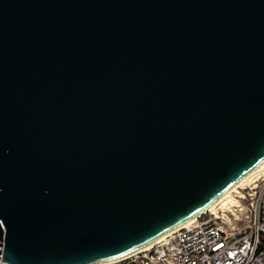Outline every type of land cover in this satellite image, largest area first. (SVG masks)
Masks as SVG:
<instances>
[{
  "label": "water",
  "instance_id": "95a60500",
  "mask_svg": "<svg viewBox=\"0 0 264 264\" xmlns=\"http://www.w3.org/2000/svg\"><path fill=\"white\" fill-rule=\"evenodd\" d=\"M264 159V0H0V261L118 258Z\"/></svg>",
  "mask_w": 264,
  "mask_h": 264
},
{
  "label": "built area",
  "instance_id": "2783aa9c",
  "mask_svg": "<svg viewBox=\"0 0 264 264\" xmlns=\"http://www.w3.org/2000/svg\"><path fill=\"white\" fill-rule=\"evenodd\" d=\"M248 188L242 202L224 200L149 246L102 264H264V173Z\"/></svg>",
  "mask_w": 264,
  "mask_h": 264
},
{
  "label": "bare ground",
  "instance_id": "6f19581e",
  "mask_svg": "<svg viewBox=\"0 0 264 264\" xmlns=\"http://www.w3.org/2000/svg\"><path fill=\"white\" fill-rule=\"evenodd\" d=\"M264 173V159L258 164L256 165L253 169H251L246 175H244L242 178H240L236 183H234L229 189H227L222 195H220L215 201H213L205 210H209V209H212L216 204L224 201V200H228L230 199L231 200V193L236 191L238 187L240 186H243L246 182H250L252 183V181H254L260 174ZM238 191V190H237ZM236 191V192H237ZM240 194V193H239ZM238 195V194H237ZM232 202H236V201H233L231 200ZM195 218V216L185 220L184 222H182L179 226H183V225H186L188 224L189 222H191L193 219ZM163 234H161L160 236H158L157 238H155L154 240L136 248V249H133L131 251H129L128 253H126V255L128 254H132L134 253L135 251H138L139 249L141 248H144V247H147L149 246L150 244H152L155 240L159 239L160 237H162ZM115 258H110V259H105V260H102L100 262H97L95 264H102V263H105V262H108L110 260H113Z\"/></svg>",
  "mask_w": 264,
  "mask_h": 264
},
{
  "label": "rangeland",
  "instance_id": "374dc122",
  "mask_svg": "<svg viewBox=\"0 0 264 264\" xmlns=\"http://www.w3.org/2000/svg\"><path fill=\"white\" fill-rule=\"evenodd\" d=\"M249 184H251V183L250 182H248V183L246 182L243 186H240V187L236 188L238 191L236 190L237 192L234 191V192L231 193V195H230L231 200H233V201H236L237 200L236 202H238V201L242 202V198L240 197V194L241 193H244L245 194L246 193V190H249V188H248V185Z\"/></svg>",
  "mask_w": 264,
  "mask_h": 264
}]
</instances>
